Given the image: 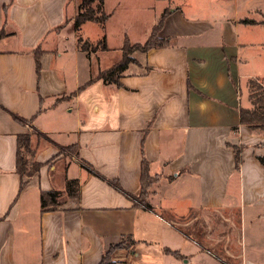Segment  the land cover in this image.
<instances>
[{"label": "crops", "instance_id": "crops-1", "mask_svg": "<svg viewBox=\"0 0 264 264\" xmlns=\"http://www.w3.org/2000/svg\"><path fill=\"white\" fill-rule=\"evenodd\" d=\"M78 2L0 0V264H264V131L239 116L249 80L264 76L261 18L165 8L158 34L169 44L140 52L118 86L97 73L118 61L125 36L139 41L125 26L109 40L126 1L104 0L108 48L90 52L70 31ZM96 24L78 31L96 40ZM113 48L119 58L102 65ZM22 135L41 163L30 177L18 169ZM50 190L59 203L42 211Z\"/></svg>", "mask_w": 264, "mask_h": 264}, {"label": "trees", "instance_id": "trees-1", "mask_svg": "<svg viewBox=\"0 0 264 264\" xmlns=\"http://www.w3.org/2000/svg\"><path fill=\"white\" fill-rule=\"evenodd\" d=\"M77 11L74 15L72 29L78 30L80 25L86 21L92 20L96 22L100 29H104V23L108 18V13L104 9V0H77ZM165 10L162 12L160 18L151 26L149 35L144 39V41L131 42L127 36H125L121 42L120 51L121 56L118 61L114 62L105 69L100 70L97 76L102 78L104 83H113L115 85H120L121 74L129 68V65L136 64L139 60L131 55V50H138L139 52H145L151 47H163L169 44V36H160L159 30L162 24L163 18L165 16ZM245 23H254L253 18L244 17L240 19ZM264 24V15L260 19ZM78 45L85 51L89 52L88 47H92L91 50H105L108 48L106 44V35H102L93 43L89 42L87 39H83L81 35H78ZM132 49L130 50V48ZM130 50V51H129ZM41 50L35 49V62L37 63V70H39L38 56ZM249 86V101L251 102V107H243L239 111L240 123L246 125L250 129H261L264 131V76L260 80L250 79L248 82ZM235 150V162L239 164V147H234ZM17 154L19 155V173L21 176L30 177L34 173L38 172L41 167V163L35 161L33 158L32 150L30 148V139L28 135H22L17 146ZM259 161L264 163V157H260ZM148 165L144 157L141 160V188L139 191L138 199L141 195H145L146 188L152 183V179L147 172ZM66 193L71 197H75L79 193V182L76 179L66 180ZM23 184H21L22 187ZM59 191H41L40 192V207L42 211L55 209L56 205L59 203ZM146 196V195H145ZM141 201V200H140ZM147 205V203H145ZM124 246H127L124 244ZM105 259V257H104ZM103 259V260H104ZM102 260V261H103ZM102 264V263H100Z\"/></svg>", "mask_w": 264, "mask_h": 264}, {"label": "rangeland", "instance_id": "rangeland-1", "mask_svg": "<svg viewBox=\"0 0 264 264\" xmlns=\"http://www.w3.org/2000/svg\"><path fill=\"white\" fill-rule=\"evenodd\" d=\"M77 2V0H75ZM115 0H109V4L113 3ZM126 6L119 7L114 12V17L110 20L107 26L109 40L111 42V45H116L118 42V32L120 27L125 26L129 30L131 29V33L134 38H137L139 42H142L147 36V33L149 31V27L151 23L157 19L158 16H160L161 12L165 9H171V7H174L177 5L180 6L183 11L188 12L192 10L193 12H197V14H200L202 16L208 17V18H218L219 14L221 12H224L225 10L235 12V13H245L250 18H262L264 15V0H155L154 4H151L153 0H125ZM150 6L148 7L147 5ZM242 15V14H240ZM70 26V31L73 32L72 29V23L73 18L68 19ZM242 22V21H241ZM245 23V22H244ZM95 25V24H94ZM97 25V24H96ZM259 27L256 28L254 35L258 34V36H264V30L262 25H258ZM243 27L240 25V33L243 32ZM95 26L93 24L89 23L88 25H85L83 27V31L86 35L89 37H93L96 33L94 30ZM77 36L81 35L83 39H87L89 42L93 43L96 40L89 39L83 35L81 31H74ZM145 37V38H144ZM91 46L88 47L89 52L95 51L91 50ZM132 47L130 48V50ZM129 50V51H130ZM120 51L118 49H111L110 51H107L106 54H104L101 57V64L106 65L107 63H111L113 61H116L115 59L119 58ZM121 53V52H120ZM131 55L137 56L138 59H141L140 52L136 50L130 51ZM138 69L137 66L131 65L130 70L135 71ZM63 152H69L74 154V148L71 147H63L61 149ZM143 201L144 203H147L145 200V195H141L139 201Z\"/></svg>", "mask_w": 264, "mask_h": 264}]
</instances>
